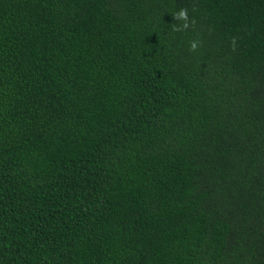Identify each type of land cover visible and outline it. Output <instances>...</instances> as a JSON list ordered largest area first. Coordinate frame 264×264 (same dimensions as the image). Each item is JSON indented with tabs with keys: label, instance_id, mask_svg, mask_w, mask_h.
<instances>
[{
	"label": "trees",
	"instance_id": "obj_1",
	"mask_svg": "<svg viewBox=\"0 0 264 264\" xmlns=\"http://www.w3.org/2000/svg\"><path fill=\"white\" fill-rule=\"evenodd\" d=\"M0 264H264V0H0Z\"/></svg>",
	"mask_w": 264,
	"mask_h": 264
},
{
	"label": "clouds",
	"instance_id": "obj_2",
	"mask_svg": "<svg viewBox=\"0 0 264 264\" xmlns=\"http://www.w3.org/2000/svg\"><path fill=\"white\" fill-rule=\"evenodd\" d=\"M196 9L193 8V11ZM173 17L175 21L177 22L176 24H173V31H186L189 27L193 26L195 24V18H189L188 16V9L187 8H180L178 11L173 12ZM200 41L199 40H192L189 41V51H196L197 48L199 47ZM236 46V41L235 38L232 40V47L233 50H235Z\"/></svg>",
	"mask_w": 264,
	"mask_h": 264
}]
</instances>
